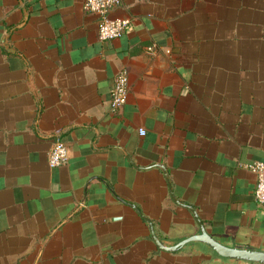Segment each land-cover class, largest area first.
I'll return each mask as SVG.
<instances>
[{"label": "crops", "instance_id": "1", "mask_svg": "<svg viewBox=\"0 0 264 264\" xmlns=\"http://www.w3.org/2000/svg\"><path fill=\"white\" fill-rule=\"evenodd\" d=\"M84 1L0 0V264H252L145 216L264 247V0H122L112 39Z\"/></svg>", "mask_w": 264, "mask_h": 264}, {"label": "built area", "instance_id": "2", "mask_svg": "<svg viewBox=\"0 0 264 264\" xmlns=\"http://www.w3.org/2000/svg\"><path fill=\"white\" fill-rule=\"evenodd\" d=\"M122 0H85L84 5L99 15L98 32L101 39H112L121 36L130 22L129 17L113 16L111 11L118 6ZM129 70L123 67L117 73L111 90L110 104L113 109L123 106L129 94ZM141 133L145 130L140 128ZM69 148L63 138L58 137L49 152V163L51 166H59L67 161ZM244 165L256 175L254 189L255 198L264 206V161L255 159L247 161Z\"/></svg>", "mask_w": 264, "mask_h": 264}, {"label": "water", "instance_id": "3", "mask_svg": "<svg viewBox=\"0 0 264 264\" xmlns=\"http://www.w3.org/2000/svg\"><path fill=\"white\" fill-rule=\"evenodd\" d=\"M173 197L178 200L174 194ZM177 202H179L180 204H184L191 209L196 221L199 224L200 230L196 233L188 235L187 237L174 244H167V242L162 240L156 234L151 219L145 216L146 220L149 223L151 235L159 247L164 249L177 250L188 243L199 242L204 244L210 251V253L215 255L218 260L227 258L231 262L238 261L240 263L264 264V247H255L250 244L239 242L234 243L232 241H222L221 239H218L207 230L203 220L192 205L182 203L181 201Z\"/></svg>", "mask_w": 264, "mask_h": 264}]
</instances>
